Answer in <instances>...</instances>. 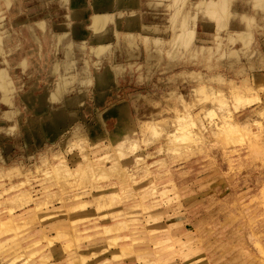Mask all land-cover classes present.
Wrapping results in <instances>:
<instances>
[{"label":"rangeland","instance_id":"rangeland-1","mask_svg":"<svg viewBox=\"0 0 264 264\" xmlns=\"http://www.w3.org/2000/svg\"><path fill=\"white\" fill-rule=\"evenodd\" d=\"M262 3L0 0V264H264Z\"/></svg>","mask_w":264,"mask_h":264},{"label":"crops","instance_id":"crops-1","mask_svg":"<svg viewBox=\"0 0 264 264\" xmlns=\"http://www.w3.org/2000/svg\"><path fill=\"white\" fill-rule=\"evenodd\" d=\"M56 0H54L55 2ZM69 9L72 10L73 12L71 13H84L86 14V12H89V18L91 19V27L93 26V30H91L92 35L90 36V42H93L96 45H93L94 48L98 47V46H104L107 41H108V22H107V17L110 16L111 14H113L112 11L116 10V7H120L122 4V10L119 9V15L120 13H122V15H124V9L123 7L126 5H129L130 2H132V0H66ZM22 5V4H21ZM260 9L257 10L255 9L254 14L258 17H264V3L260 4ZM79 7V8H78ZM253 7V2L252 4H247V7L244 9V12H250L253 11L252 10ZM258 7V6H257ZM259 8V7H258ZM112 12V13H111ZM111 13V14H110ZM72 15V14H70ZM27 16V15H25ZM24 16V17H25ZM124 19H126V16H123ZM127 17H129L127 15ZM39 18V17H38ZM24 20H26L29 23V19L28 18H24ZM56 20V18H54V21ZM58 20H59V24L61 21V16L60 14H58ZM96 27V28H95ZM42 29H40L38 27V25L35 27L33 25L28 26L25 29L24 33L25 35L22 37V43L20 44L21 46V51L22 52H27L29 53V46H32L33 48V52L35 53H40L41 51H43L45 49V45L44 43H42L41 37H43L42 33H44ZM37 37H39V42L41 43V45L36 44L35 45V40L37 39ZM58 39V41H57ZM60 38L54 37V41H53V51H59V52H63L66 53L70 50L65 49V50H61V45H59V43H61ZM77 37H74V41L76 42ZM63 42H69V40L64 39ZM70 43V42H69ZM63 44V43H62ZM104 44V45H103ZM65 45V44H64ZM124 48H125V54L127 56H131L134 53V48L131 46L130 43L125 42L124 44ZM23 48V50H22ZM66 51V52H65ZM74 51H76V48H74ZM61 52V53H62ZM51 60H47L42 62L41 66L43 67L44 70L46 69H55L56 65H58V63H52L51 64ZM44 73V72H42Z\"/></svg>","mask_w":264,"mask_h":264},{"label":"bare ground","instance_id":"bare-ground-1","mask_svg":"<svg viewBox=\"0 0 264 264\" xmlns=\"http://www.w3.org/2000/svg\"><path fill=\"white\" fill-rule=\"evenodd\" d=\"M262 1L264 2V0H262ZM180 36H181V38H182V37H183V34H181ZM179 40H181V39H179ZM62 43H63V44H61V45H64V44H65V45H68V44H69V42H62Z\"/></svg>","mask_w":264,"mask_h":264}]
</instances>
